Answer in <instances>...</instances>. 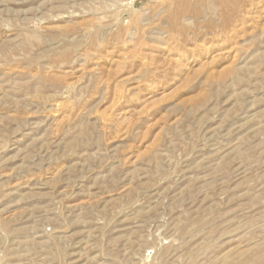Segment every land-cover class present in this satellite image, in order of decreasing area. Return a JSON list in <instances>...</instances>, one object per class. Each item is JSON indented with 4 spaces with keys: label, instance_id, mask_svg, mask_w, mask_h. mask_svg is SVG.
<instances>
[{
    "label": "rangeland",
    "instance_id": "obj_1",
    "mask_svg": "<svg viewBox=\"0 0 264 264\" xmlns=\"http://www.w3.org/2000/svg\"><path fill=\"white\" fill-rule=\"evenodd\" d=\"M0 264H264V0H0Z\"/></svg>",
    "mask_w": 264,
    "mask_h": 264
}]
</instances>
